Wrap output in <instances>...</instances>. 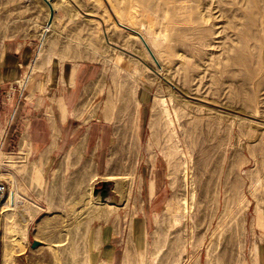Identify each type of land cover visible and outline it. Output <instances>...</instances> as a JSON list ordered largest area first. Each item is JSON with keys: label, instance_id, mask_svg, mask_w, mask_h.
Returning <instances> with one entry per match:
<instances>
[{"label": "rangeland", "instance_id": "obj_1", "mask_svg": "<svg viewBox=\"0 0 264 264\" xmlns=\"http://www.w3.org/2000/svg\"><path fill=\"white\" fill-rule=\"evenodd\" d=\"M53 3L46 30L43 0H0V37L31 42L34 58L44 35L37 63L95 66L72 115L106 126V140L96 158L81 144L70 151L73 142L51 153L44 191L30 185L37 154L27 145L3 151L0 264H74L81 233L96 243L99 264L111 251L99 255L101 228L117 233L114 264H134L125 256L132 216L145 244L136 264H264V0ZM107 97L112 118L103 121L92 109ZM161 100L170 115L179 111L176 129L191 152L188 184L181 171L170 184ZM174 200L186 211L172 227L162 220ZM221 220V237L211 241Z\"/></svg>", "mask_w": 264, "mask_h": 264}, {"label": "crops", "instance_id": "obj_2", "mask_svg": "<svg viewBox=\"0 0 264 264\" xmlns=\"http://www.w3.org/2000/svg\"><path fill=\"white\" fill-rule=\"evenodd\" d=\"M33 56L31 42L0 37V137L6 153L17 154L20 147L27 145L30 155H38L28 165V172L30 176L34 163L41 161L44 191V168L50 154L73 142L83 145L84 154L94 150L96 158L106 140V126L94 121L83 123L72 115L79 87L98 75L95 66L53 61L49 65L37 63L36 70L29 74ZM27 73L33 75L31 84L17 87ZM79 129L84 133L75 136ZM23 189L27 191V186ZM116 237V232L108 234L102 228L96 235L102 258L105 250L111 248L107 257L109 264L115 263L117 245L113 240Z\"/></svg>", "mask_w": 264, "mask_h": 264}, {"label": "bare ground", "instance_id": "obj_3", "mask_svg": "<svg viewBox=\"0 0 264 264\" xmlns=\"http://www.w3.org/2000/svg\"><path fill=\"white\" fill-rule=\"evenodd\" d=\"M43 2L47 5L48 12H49L48 13V16H49L48 22L45 26V29L47 30L49 27L52 26L51 13L55 10L54 9L55 5L53 3V0H43ZM44 42H45V36L42 35L40 45L38 46V49L36 50L35 60H34L33 64L29 66V70H30V72L28 71L29 74L34 72L37 68V65H36L37 60L39 59V56L43 52L42 50H43ZM29 74L28 73L25 74V77L21 81L23 86H25V84L27 82L29 83L32 80V78ZM115 77L113 74V78H112L113 83H115L114 82ZM132 89L133 90H131L132 91L131 93L133 96H135L136 89L133 87H132ZM159 103L161 106L159 115L165 117L164 125L166 126V131H165L166 147L164 150L166 151V157L165 158L167 159V167L169 169V172H170L171 178H172L170 184L172 185L174 183V181H175L174 175L176 174V172H179V171H181L183 174V177H182L183 180L182 181L185 182L186 184H188L189 180L191 182V177H189V172H188L189 171V163L191 160V152L189 149L190 147L188 148L185 140H183L179 137V133L176 129V122L178 121L179 111L177 113L173 109V112H174L173 115L174 116H172V115H170L171 113L169 111L168 101L161 100ZM112 106L113 105H112L110 98L107 97L106 99L102 98V99H100V101L96 102L93 105L92 110H94L95 113L100 111V114L98 116L99 119H101L103 121H109L112 118ZM91 115L93 117V115L95 116L96 114H91ZM153 137H154V139H156L155 135H153ZM179 144H181L182 147H179ZM79 149H80V144H75L71 147L70 151L76 152V151H79ZM155 163H156V161L153 160L152 166H154ZM132 182H133V179L131 180L130 177L127 178V181H126L127 185L124 188V193H126V194L130 193ZM44 183H45V180L43 177L42 163L39 160L38 162L34 163V165L32 166V172L30 175V185H33L34 187L36 186L37 188L42 190L44 187ZM252 188H253V186H252ZM155 190H156L155 182L151 180L149 182V186H148V191H149L150 197L154 196ZM22 192H24V191H22V189H21L20 193L23 194ZM185 205L186 204L184 203V206ZM106 206L108 209L109 208L111 209V207L109 205H106ZM4 210H5V206L0 207V212H4ZM184 211H186V210L184 209L183 205L180 203L179 200H176V201L174 200L173 202H167L165 207H164L163 220L162 221L170 223L171 224L170 226L173 227L174 224H176L177 222H179V220H181V217L185 213ZM223 222H224L223 220H221L219 222L218 226L216 227L215 232L213 233V235L211 237V241L220 239L221 234L223 232ZM128 230H129V233H128L129 236H128V239L126 238L127 242H126V248H125V256H126V259H128V261L136 264L137 254H139V251L144 250L145 244L141 242L140 235H138V232H137L138 230H137L136 220H135V217H133V216L130 218ZM92 234H94V233L93 232L90 233L89 236H92ZM144 236H145V234H144ZM77 240H78V244L79 245L81 244V247L80 246L78 247V250H77L78 255L74 259V264H95L94 258L91 256V251L93 249L97 248L96 243L91 238H87L86 236H83L82 233L79 235V238ZM262 255H263V259H264V253ZM109 261H110V258L104 259V261L100 262L99 264H109Z\"/></svg>", "mask_w": 264, "mask_h": 264}, {"label": "built area", "instance_id": "obj_4", "mask_svg": "<svg viewBox=\"0 0 264 264\" xmlns=\"http://www.w3.org/2000/svg\"><path fill=\"white\" fill-rule=\"evenodd\" d=\"M3 153V141L0 142V200H2L7 194V184L3 179V174L7 172L8 168L5 164V159H1V154Z\"/></svg>", "mask_w": 264, "mask_h": 264}, {"label": "water", "instance_id": "obj_5", "mask_svg": "<svg viewBox=\"0 0 264 264\" xmlns=\"http://www.w3.org/2000/svg\"><path fill=\"white\" fill-rule=\"evenodd\" d=\"M53 17V13H51V18ZM96 193V191H94V194ZM103 196V195H102ZM39 245V242H37V241H33L32 242V244H31V246H32V248H36L37 246Z\"/></svg>", "mask_w": 264, "mask_h": 264}]
</instances>
